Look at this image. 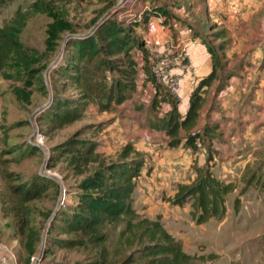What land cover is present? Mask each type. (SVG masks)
<instances>
[{
	"label": "rangeland",
	"instance_id": "1",
	"mask_svg": "<svg viewBox=\"0 0 264 264\" xmlns=\"http://www.w3.org/2000/svg\"><path fill=\"white\" fill-rule=\"evenodd\" d=\"M34 1L12 0L0 8V27L17 7L27 17L19 42H14L19 54L0 71V200L8 185L5 173L23 181L38 175L52 181L46 198L29 206L30 231L37 239L31 255L40 254L42 264H92L94 251L58 248L59 240L73 236L61 232L77 212L76 203L102 195L99 187L117 180L114 165L128 167L136 161L141 167L132 177L133 209L140 217L159 218L186 253L205 257L195 264H264V14L249 15L237 26L228 19L236 13L222 15L221 24L200 17L185 38L189 42L195 35L206 45L213 55L212 71L178 109V94L165 93L159 86L162 102L173 105L160 115V110L134 102L130 58L142 44V27L128 30L108 18L117 0L64 1L36 12ZM158 1L164 3L159 10L152 5ZM169 1H149L151 11L145 18L159 17L162 23L164 17L178 20L164 7ZM61 27L66 30L60 32ZM39 67L42 83L34 85L28 70ZM194 92L192 103L203 99L204 112L199 114L191 143L185 131L169 134L167 128L170 119L185 115ZM125 101L131 102L124 109L126 128L133 129L134 136L121 143L111 138L116 131L111 124L116 107ZM213 112L217 120L211 122ZM158 113L154 125H159V155L155 156L137 150V141L146 128L143 121ZM123 115L121 110L118 118L123 120ZM128 144L138 156L131 154L121 161L119 153ZM198 167L236 187L227 196L224 216L203 224L191 219V200L181 206L170 202L176 185L190 184ZM100 173L97 188L83 186ZM62 194L67 206L56 214ZM149 195L153 197L148 199ZM1 213L0 242L10 245L17 239L16 256L24 264L29 256L21 253L12 217L2 219ZM122 228V223L107 228L110 255Z\"/></svg>",
	"mask_w": 264,
	"mask_h": 264
},
{
	"label": "trees",
	"instance_id": "2",
	"mask_svg": "<svg viewBox=\"0 0 264 264\" xmlns=\"http://www.w3.org/2000/svg\"><path fill=\"white\" fill-rule=\"evenodd\" d=\"M11 1L0 0V8ZM64 1L81 0H35L36 9H33L35 12L42 11L50 5H59ZM52 17L56 19L55 16L52 15ZM26 19V14L23 15L20 8L17 7L12 17L2 23L0 27V71L8 59H13L19 54L14 42H19ZM115 25L120 27L116 23ZM64 30H66L65 27L60 28V32ZM40 73V67L28 70V77L33 81L32 84L42 83ZM195 94V92L192 94L191 102L184 117L181 120L170 119L169 123L172 125L167 128L169 134L177 133L179 129L185 131L191 143L196 136L192 132L197 125L203 100L198 98L196 102L192 103ZM74 118L75 116L70 120ZM131 154L138 156V153L128 144L120 151L119 160H126ZM140 167L141 163L136 161L128 167L121 163L114 165L113 173L118 177L117 180H113L110 186L105 184V188L104 185L99 187L104 190L102 195L82 199L74 205L73 208L77 212L73 213L70 221L65 219L66 225L61 232V234H72L73 236L59 240L57 242L58 248H84L86 251H94L92 264H195V261L205 259L203 255L186 253L180 242L165 229L159 218L151 220L140 217L133 209L130 196L135 185L132 177L137 175ZM4 177L8 185L1 201L3 217H12L14 233L19 238L22 247L21 253L29 256L24 264H29L31 254L34 251V243L37 241L33 238L35 234L33 235L30 231L31 209L29 206L33 202H39L46 198L52 181L39 175L23 181L20 176L11 172L5 173ZM101 178L100 173L98 177L94 176L92 179L86 180L83 186L97 188L95 187L98 186L96 181ZM262 185L264 187V182ZM235 189L233 183L220 180L208 168L198 167L195 169V177L190 184L179 183L176 185L175 193L170 202L181 206L191 200V219L196 224H203L210 219H220L224 216L227 196L233 193ZM239 203V199L236 198L235 207H238ZM66 206H60L58 209ZM119 223L123 224V228L118 232L114 252L110 255L107 248V228L117 226ZM126 252L129 253L126 254ZM18 262L21 264L19 258Z\"/></svg>",
	"mask_w": 264,
	"mask_h": 264
},
{
	"label": "crops",
	"instance_id": "3",
	"mask_svg": "<svg viewBox=\"0 0 264 264\" xmlns=\"http://www.w3.org/2000/svg\"><path fill=\"white\" fill-rule=\"evenodd\" d=\"M186 3L187 7L185 6L184 0H172L165 4L164 7H166L167 10H171L172 13L176 14V16H178V20H174L172 18L166 19L164 17V22H161V25L158 26V33L156 36H154L155 40L161 41L164 37V34L167 32V36L173 39L174 41L187 43L188 41L185 37L191 36L187 33V30L190 32L195 29L197 27V24H199L198 22L200 20V17H203L204 20L208 21L209 23L215 20L217 21V24H221L225 22L224 20H222V15L224 16L226 14L236 13L235 15L230 14V17L228 15L226 16H228V19L235 20L234 23L235 26H237L238 24H242V20H246L249 15H256L260 12L264 14V0H187ZM152 5H154V7L159 10V6H162L163 8L164 3H159L158 1V3H153ZM184 20L186 21V23H183ZM259 22L260 19L257 21V23ZM211 24L213 25L215 23ZM262 24L264 26V18ZM141 45H138V49L135 48V51L134 53L132 52L130 58V62L133 63V73H135V85L133 87L134 93L132 95L134 98V102L137 101L139 104H143V106L148 109L154 108L158 112L160 110V115H162V113H168L173 108V105L166 100L162 102L163 98H160L162 97L160 94L161 91L156 92L150 86L146 70L148 64V57L145 55V51L143 47H141ZM189 46V70L185 73H183L178 67L172 70V72H174L175 74L182 75L181 89L178 93V97L176 98L178 100L177 109L180 108L181 103H187L192 90L197 87L198 84L211 73L213 68V55L210 53L209 50L206 49V45L203 42H200L199 37L194 35L192 38H190ZM127 102L125 101L117 107L115 105L113 106L117 108L118 113L116 114L117 116H114V118H116L115 122L111 124V128L116 131H113L110 136L114 140H118V142L132 140L134 136L133 129L132 131H129V129L126 128L127 114L124 109L126 106L130 107L129 104L131 103L130 102L128 103V105H126ZM132 106L133 105H131V107ZM121 110L124 113L123 120H120L118 118V114ZM203 112L204 107H201V109L199 110V114H202ZM216 116V112H213L211 114V122L217 120ZM158 122L159 113L158 116L149 115L148 119L143 121V124H146V128H144L145 130L143 131L144 133L142 135V138L138 139L137 141L139 143L137 150L143 152H155V156L159 155V141L157 140L159 139L160 134L159 125H154ZM198 123L199 117L197 120V125ZM135 124V127L139 126L137 122ZM120 138L123 139L120 140ZM151 138L152 140H150ZM151 197L153 196L149 195L148 199H150ZM2 208L3 205L0 200V213ZM1 215L3 216V212L1 213ZM3 218L4 217H2V219ZM14 240H16L18 244V240L13 239L12 241Z\"/></svg>",
	"mask_w": 264,
	"mask_h": 264
},
{
	"label": "built area",
	"instance_id": "4",
	"mask_svg": "<svg viewBox=\"0 0 264 264\" xmlns=\"http://www.w3.org/2000/svg\"><path fill=\"white\" fill-rule=\"evenodd\" d=\"M151 0H117L110 10L108 18L118 26L127 29H140L142 46L148 57L147 74L150 86L159 92V86L165 93L176 95L181 89V76L172 72L178 67L183 73L190 68L189 42L174 41L164 34L161 41L154 39L158 33L159 17L145 18L151 11ZM138 27V28H139ZM65 205V196L62 194L58 207ZM17 241L7 245L0 242V264H19L15 247ZM40 254L30 257L29 264H42Z\"/></svg>",
	"mask_w": 264,
	"mask_h": 264
},
{
	"label": "water",
	"instance_id": "5",
	"mask_svg": "<svg viewBox=\"0 0 264 264\" xmlns=\"http://www.w3.org/2000/svg\"><path fill=\"white\" fill-rule=\"evenodd\" d=\"M42 109H43V107H40V108L36 111V113H37V112H40ZM42 175H43V174H42ZM43 176H45V175H43ZM57 209H58V206H57L55 212L57 211ZM42 237H43V236H42ZM42 239H43V238H42Z\"/></svg>",
	"mask_w": 264,
	"mask_h": 264
}]
</instances>
